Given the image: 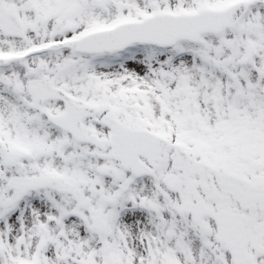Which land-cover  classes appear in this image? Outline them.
<instances>
[{"label": "snow or ice", "instance_id": "6c2138e0", "mask_svg": "<svg viewBox=\"0 0 264 264\" xmlns=\"http://www.w3.org/2000/svg\"><path fill=\"white\" fill-rule=\"evenodd\" d=\"M0 264H264V0H0Z\"/></svg>", "mask_w": 264, "mask_h": 264}]
</instances>
